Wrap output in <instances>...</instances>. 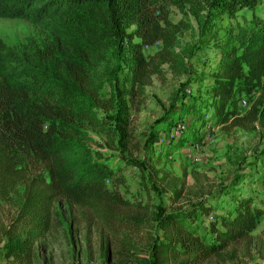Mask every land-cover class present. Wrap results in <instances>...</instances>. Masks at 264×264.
I'll return each instance as SVG.
<instances>
[{
    "label": "trees",
    "instance_id": "obj_1",
    "mask_svg": "<svg viewBox=\"0 0 264 264\" xmlns=\"http://www.w3.org/2000/svg\"><path fill=\"white\" fill-rule=\"evenodd\" d=\"M156 1L14 0L6 5L0 1V17L43 24L53 33L48 45L21 54L0 39V200H8L22 187L16 223L39 236L60 224L59 205L66 210L87 208L111 219L113 210L131 205L115 186L120 169L112 168L103 153L90 146L98 144L82 123L102 129L109 145L115 133L120 141L128 140L131 111H138L151 77L159 75L166 63L174 74L188 72L165 34L148 28L146 12ZM170 1L182 14L185 2L197 4L199 10L193 14L199 37L210 38L225 18L264 3ZM253 22L250 29L228 28L215 43L219 58L206 94L211 97L214 124L224 131L256 126L264 130V19ZM164 23L167 29L174 28L166 17ZM159 39L164 43L162 53L144 57L143 48ZM8 61L15 64L6 66ZM243 97L249 98V105L239 114ZM98 111L115 115L114 131L99 126ZM118 180L125 184L123 178ZM210 215L213 243L186 225ZM261 215L264 208L250 195L238 196L221 210L201 200L167 212L158 219L163 231L158 253L165 264H200L210 256L219 257L229 244L250 236Z\"/></svg>",
    "mask_w": 264,
    "mask_h": 264
},
{
    "label": "rangeland",
    "instance_id": "obj_2",
    "mask_svg": "<svg viewBox=\"0 0 264 264\" xmlns=\"http://www.w3.org/2000/svg\"><path fill=\"white\" fill-rule=\"evenodd\" d=\"M0 1L6 5L14 0ZM183 9L185 14L172 1L157 0L146 12L148 28L156 27L165 34L183 57L188 72L174 74L166 63L159 75L151 77L138 111H131L129 139L120 141L115 133L109 145L102 129L82 123L98 144L90 146L103 153L112 168L120 169L115 186L131 205L113 210L112 219L87 208L66 210L59 205L60 224L54 223L39 236L16 223L23 204V189L18 187L8 200H0V264H165L158 253L163 242L158 219L163 214L201 200L221 210L242 195H250L264 208V130L258 126L256 130L220 129L214 124L211 97L206 94L219 58L215 43L228 28L250 29L254 18L264 19V3L240 11L235 18H225L211 38L199 37L193 14L199 10L197 4L185 2ZM165 17L174 28L167 29ZM52 38L46 25L0 17V39L18 54L42 48ZM163 45L159 39L147 49L145 46L144 57L160 53ZM14 64L8 61L6 66ZM188 88L191 93L186 92ZM107 92L108 87L104 89ZM242 100L249 103L248 97ZM98 119L104 130L114 131L115 115L98 111ZM178 123L188 127L183 139L162 142L159 138ZM202 141L207 144L200 151L185 148ZM118 177L125 184L118 183ZM208 217L186 225L213 243ZM200 264H264V216L256 217L250 236Z\"/></svg>",
    "mask_w": 264,
    "mask_h": 264
},
{
    "label": "built area",
    "instance_id": "obj_3",
    "mask_svg": "<svg viewBox=\"0 0 264 264\" xmlns=\"http://www.w3.org/2000/svg\"><path fill=\"white\" fill-rule=\"evenodd\" d=\"M146 49L148 46L145 47ZM187 93H191V89H186ZM248 107V104L242 100L240 101V109L246 110ZM188 130V127L185 124L178 123L171 127L165 134L163 138H159L164 143H173L179 141L181 138H183V135ZM207 143L205 141H202L201 143H190L185 148L191 151H200L202 147H204ZM209 221L213 219V216L210 215L208 217Z\"/></svg>",
    "mask_w": 264,
    "mask_h": 264
},
{
    "label": "crops",
    "instance_id": "obj_4",
    "mask_svg": "<svg viewBox=\"0 0 264 264\" xmlns=\"http://www.w3.org/2000/svg\"><path fill=\"white\" fill-rule=\"evenodd\" d=\"M211 83H212V81H211Z\"/></svg>",
    "mask_w": 264,
    "mask_h": 264
}]
</instances>
